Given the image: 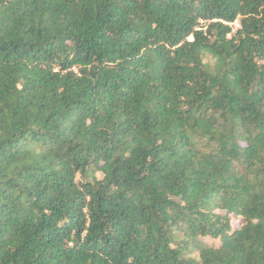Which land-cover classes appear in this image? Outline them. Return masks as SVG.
Returning a JSON list of instances; mask_svg holds the SVG:
<instances>
[{"label": "trees", "instance_id": "trees-1", "mask_svg": "<svg viewBox=\"0 0 264 264\" xmlns=\"http://www.w3.org/2000/svg\"><path fill=\"white\" fill-rule=\"evenodd\" d=\"M0 264H264V0H0Z\"/></svg>", "mask_w": 264, "mask_h": 264}, {"label": "built area", "instance_id": "built-area-1", "mask_svg": "<svg viewBox=\"0 0 264 264\" xmlns=\"http://www.w3.org/2000/svg\"><path fill=\"white\" fill-rule=\"evenodd\" d=\"M229 26L233 28V32H236L238 29L241 28L239 21H236L233 24H229Z\"/></svg>", "mask_w": 264, "mask_h": 264}, {"label": "rangeland", "instance_id": "rangeland-1", "mask_svg": "<svg viewBox=\"0 0 264 264\" xmlns=\"http://www.w3.org/2000/svg\"><path fill=\"white\" fill-rule=\"evenodd\" d=\"M234 224H235V225H237V223H236V222H235ZM209 242L211 243V240H209ZM217 244L219 245V242H218Z\"/></svg>", "mask_w": 264, "mask_h": 264}]
</instances>
